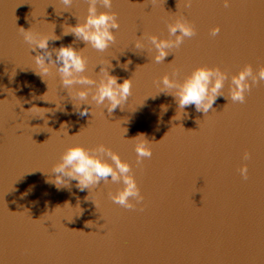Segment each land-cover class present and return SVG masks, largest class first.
<instances>
[{
  "label": "clouds",
  "instance_id": "9594fccd",
  "mask_svg": "<svg viewBox=\"0 0 264 264\" xmlns=\"http://www.w3.org/2000/svg\"><path fill=\"white\" fill-rule=\"evenodd\" d=\"M61 2L65 6V11H67L73 0H61ZM98 5L103 6L105 9H111L112 0H88L87 15L83 22L77 18V24L67 26L69 31L64 30V35L73 34L77 39L82 40L87 47L91 46L98 52H104L115 42L116 35L113 30L119 29L120 24L116 12L98 11ZM187 6H191V0H188ZM224 6H229V0H224ZM220 30L218 25L213 27L210 30V35L215 37ZM19 32L31 50L36 52V55L32 56L35 65L39 69V71H35L36 74L43 78L55 67L62 87L67 90L70 97L73 88L76 85L81 86L74 93L75 97L81 101L79 107L75 106L79 111V115L86 116L91 111V107H87L91 106L88 99L89 95H91V102H94L96 106H105L109 114L113 113L118 107L123 109L122 106L126 104L129 96L132 95V79H124L122 83H118L119 78L111 75L108 71L109 68L101 67L100 73H103V76L99 81L94 80L84 75L88 63L87 58L83 55L84 49L77 50L72 45H61L58 48L49 50V41L59 40L60 37L55 34L52 36L41 35L34 33L31 28L26 30L23 27L19 28ZM168 32L170 37L168 39H161L156 35L147 37L155 49L153 60L156 63L164 62L170 53L169 50L179 48L185 38L194 37L196 28L193 23L181 18L168 24ZM171 37H174V39ZM134 47L142 49L144 43L142 40L137 39ZM37 49L41 51H37ZM53 53H55V59H53ZM128 63H131V61ZM175 75L174 72L173 76ZM227 79L228 73L221 70L219 66H199L186 76L182 82L165 74L157 83L162 88L160 92L170 94L175 98L179 109L184 110L187 106L194 105L197 112L207 114L210 109H213V104L217 98L224 96L221 90L224 88ZM261 81H264V65L254 72L251 64H245L238 73L231 75L229 94L224 97L233 103L243 104L246 102V93H250L253 85ZM81 105L86 107L81 109ZM33 108L44 110V114L50 111L36 106L29 110ZM126 132L127 129L125 128L124 133ZM138 137H144L143 140L137 141L134 148L136 164L141 166L145 158L152 157L153 152L151 142L145 138V135L141 133L135 138ZM97 153L109 157L111 163L103 159L101 155H97ZM243 159H250V153L245 151ZM51 172L55 174L52 182L58 188L75 180L77 182L76 187L81 191L97 187L101 182L107 184L110 177L111 183H122L123 187L115 193L110 192L109 198L125 209H136L137 205L144 200L133 174L132 166L104 144H99L91 149L79 144L68 147L61 154L59 162L52 166ZM239 172L244 180L248 179L247 164L241 166ZM141 210L143 209L141 208ZM91 226L92 222H87L86 227Z\"/></svg>",
  "mask_w": 264,
  "mask_h": 264
}]
</instances>
